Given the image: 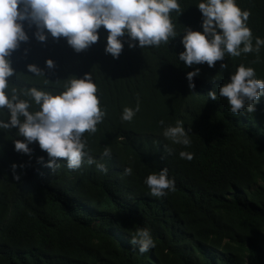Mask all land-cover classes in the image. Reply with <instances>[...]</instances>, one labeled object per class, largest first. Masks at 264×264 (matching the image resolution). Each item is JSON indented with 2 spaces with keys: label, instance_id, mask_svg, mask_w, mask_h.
<instances>
[{
  "label": "trees",
  "instance_id": "1",
  "mask_svg": "<svg viewBox=\"0 0 264 264\" xmlns=\"http://www.w3.org/2000/svg\"><path fill=\"white\" fill-rule=\"evenodd\" d=\"M197 2L178 0L180 12H170L176 37L129 48L125 35L117 58L104 51L103 26L94 44L76 52L65 38L47 32L37 41L35 26L23 24L29 38L10 54L13 76L6 93L35 87L56 94L67 79L89 72L105 115L96 132L82 139L106 171L83 162L69 170L63 160L50 169L36 142L28 145L29 154L15 151L14 141L23 137L15 128L0 129V264H264V95L253 112L238 114L228 110L225 98L207 97L241 64L264 80V46L258 53L225 54L211 68L185 67L178 60L180 38L185 28L201 30ZM236 4L249 12L253 38L264 39V0ZM46 59L53 61L51 69ZM30 63L43 75L28 72ZM196 68L190 89L186 73ZM137 101L139 111L122 121V109ZM7 118L0 110V119ZM161 120L173 126L179 120L190 145L167 140ZM105 147L109 157L101 156ZM181 150L192 159L180 158ZM127 166L131 175L123 174ZM162 168L174 190L154 197L143 179ZM138 228H147L155 245L144 253L129 243Z\"/></svg>",
  "mask_w": 264,
  "mask_h": 264
},
{
  "label": "clouds",
  "instance_id": "2",
  "mask_svg": "<svg viewBox=\"0 0 264 264\" xmlns=\"http://www.w3.org/2000/svg\"><path fill=\"white\" fill-rule=\"evenodd\" d=\"M196 7L201 13V30L185 28L180 38L183 51L179 52L178 60L185 67L206 63L211 68L214 62L222 61L225 54L237 57L241 53H258L264 46V39L253 38L247 26L249 12L242 10L236 0H198ZM172 11L180 12L178 0H0V110L8 113L6 121L0 119V129L15 128L17 135L23 137L14 141V150L29 154L28 145L36 142L49 157L45 166L50 169L63 160L69 170L79 169L83 162L95 164L100 172L106 171L102 163L88 154L82 139L85 132L90 135L96 132V125L105 115L89 72L67 79L63 90L56 94L35 87L19 94L14 88L6 93L9 77L13 76L10 54L29 38L24 23L35 26L33 36L37 41L43 42L47 32L53 38H65L76 52L94 44L98 40L97 30L103 26L107 33L104 51L117 58L123 47L120 38L125 35L129 48L155 47L176 37L169 16ZM45 65L51 69L53 61L46 59ZM225 67L224 63L220 64L221 69ZM26 68L34 75H43L35 64H27ZM198 74V68L186 73L190 89L194 87L193 77ZM217 95L225 98L231 113H251L258 98L264 95V80L256 78L252 67L241 64L217 92L207 93L212 100ZM32 104L38 106L34 111L29 110ZM139 109V101L133 108L124 107L120 119L131 121ZM158 123L164 125L163 120ZM162 135L173 145L187 147L191 143L179 120L174 126L164 125ZM165 151L171 154L172 149L166 147ZM110 155V149L105 147L101 156ZM178 156L192 159V153L184 150L179 151ZM37 159L43 161L42 157ZM132 172L131 166L123 169L124 175ZM143 183L154 197L174 190V182L164 168L149 173ZM115 234L123 239L118 231ZM129 243L139 253L155 246L147 228H138Z\"/></svg>",
  "mask_w": 264,
  "mask_h": 264
}]
</instances>
